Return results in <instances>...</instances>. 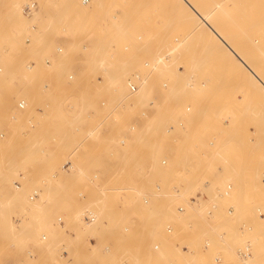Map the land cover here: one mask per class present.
Masks as SVG:
<instances>
[{"label": "rangeland", "instance_id": "obj_1", "mask_svg": "<svg viewBox=\"0 0 264 264\" xmlns=\"http://www.w3.org/2000/svg\"><path fill=\"white\" fill-rule=\"evenodd\" d=\"M30 1L0 0V95L8 93L0 108L15 109L6 121L19 127L12 139L0 138V264H64L60 247L53 257L23 256L31 240L41 243L42 234L49 244L67 237L57 225L61 215L76 236L64 244L76 264L90 255L91 236L101 237L104 245L113 242V257L130 255L135 264H216V252H224L221 264H264V91L251 82V74L212 45L210 35L199 30L195 36L194 18L177 0H36L39 11L26 17L22 7ZM209 1L226 9L232 37L247 49L251 64L256 62L251 52L264 64V0ZM120 68L127 89L129 77L143 74L148 93L142 100L140 92H126L114 103L105 85L108 70ZM7 78L21 79L17 91ZM75 91L81 98L69 100ZM22 99L28 104L20 110ZM102 100H107L104 109ZM75 101L96 108L107 131H92L95 119L88 120L83 111L71 114ZM40 107L45 110L39 112ZM187 107L190 113H184ZM144 110L147 118L141 116ZM136 121V135L122 146L120 139L129 138ZM30 122L34 127L26 132ZM77 123L80 131L74 129ZM73 152L79 172H61ZM163 158L170 159L168 168L161 165ZM95 170L102 175L99 187L88 180ZM21 173L26 180L16 190L13 183ZM227 178L235 183L238 215L224 226L229 235L222 242L220 225L203 211L212 203H228L217 190ZM160 181L164 190L154 204L143 206V195L156 194ZM197 189L207 192L206 202L188 206V214L179 216L178 206ZM84 191L86 201L77 197ZM85 210L97 215L90 228L80 222ZM130 219L137 222L136 230L121 236L118 229ZM239 219L248 220L252 230L246 235L254 241L255 257L244 263L235 257ZM184 220L193 226L186 228ZM169 221L176 232L167 240L163 226ZM205 238L213 240L209 250L203 249ZM156 244L162 247L154 254ZM91 256L99 264H120L99 250Z\"/></svg>", "mask_w": 264, "mask_h": 264}, {"label": "bare ground", "instance_id": "obj_2", "mask_svg": "<svg viewBox=\"0 0 264 264\" xmlns=\"http://www.w3.org/2000/svg\"><path fill=\"white\" fill-rule=\"evenodd\" d=\"M179 1V3L181 4V9H184L188 12V14L190 15V17L194 18L192 19L193 20V23H194V32H195V36L198 35L200 32H202V34H208L210 35V38H211V44L212 45H216L217 47L221 48L224 50V52L226 53V55L228 57H231L232 60L235 61V64L238 63L240 64V68H242V71L244 69H246L250 74H251V78L254 81L256 84H257V87L262 89L264 91V64L259 60L260 56L257 55V54H253V52H251V56H252V59H255L256 62H255V65L254 64H251L250 60H249V57L247 55V49L243 46V45H240L239 42L235 41L232 37V35L234 34L233 32L235 31H232L230 30V25H231V21L229 20L228 17H225L223 12L226 11L225 8L221 7L220 4L218 5H214V4H211L209 3L210 1L209 0H177ZM89 2V0H83V4H87ZM175 2V1H174ZM216 2V1H215ZM31 3H36L37 5V8L34 10V12L31 14V15H25L24 12H23V9L26 5L28 4H31ZM179 3H177L179 5ZM130 8V7H129ZM182 10V11H184ZM39 11V4L36 0H32L30 1L29 3L25 4L23 7H22V12H23V15L26 16V17H31L33 16L35 13H37ZM185 11V12H186ZM183 12L184 14H187ZM182 14V13H181ZM183 14V15H184ZM180 15V14H179ZM129 16V15H128ZM127 16V18H128ZM191 20V18H190ZM126 21V20H125ZM188 22H191V21H188ZM234 22V21H233ZM192 23V24H193ZM235 23V22H234ZM191 23H189L190 25ZM232 26V25H231ZM124 29V28H123ZM171 29V28H170ZM200 30V32H199ZM160 31V30H159ZM154 32V31H153ZM193 32V33H194ZM245 33V32H244ZM117 34V32H116ZM171 34V33H170ZM241 34V33H240ZM194 35V34H193ZM237 35V34H236ZM157 37V36H156ZM193 39V38H192ZM254 39V38H253ZM245 40V39H244ZM247 40V39H246ZM245 40V41H246ZM27 41L29 42V39H27ZM162 41V40H161ZM196 41V40H195ZM200 41V40H199ZM239 41V40H238ZM253 41V40H252ZM241 42V40H240ZM246 43V42H245ZM259 43V42H258ZM186 44V42H185ZM210 44V43H208ZM242 44H243V41H242ZM247 45V44H246ZM257 45V44H256ZM250 46V45H249ZM252 46V45H251ZM259 45H257L258 47ZM260 47V46H259ZM196 48V47H195ZM206 48V47H205ZM254 49V48H253ZM255 50V49H254ZM59 51H62L61 49H59ZM206 51V50H205ZM251 51V49H250ZM227 58V57H226ZM47 63H50V60H47ZM114 63V62H113ZM129 64V63H128ZM134 64V63H133ZM121 65V64H120ZM126 66V64H125ZM145 67H149V62H146L145 63ZM244 68V69H243ZM121 69V68H120ZM132 69V68H131ZM2 71V69H0V72ZM109 77L107 78V85H105L106 87V90H108L111 94H112V97L114 98V103L118 104V102L121 101V99H124V95L126 92H129L131 95H136L138 92H140L138 95H137V98L139 100H142L143 97H145L148 93V85L146 86V81H145V78L143 77V74L141 73H137V74H134L133 76L129 77L128 78V89L126 88V85L123 84V82H121V80H125L124 76H123V71L121 69V71H118L117 69H109ZM69 79L70 80H73L74 79V75L71 74L69 75ZM147 80V79H146ZM145 81V82H144ZM167 82H165L163 84V87L166 88L168 86V84H166ZM179 84V83H178ZM182 83H180L181 85ZM185 85V84H184ZM135 89H134V88ZM186 87V86H185ZM255 87V85H254ZM178 88V87H177ZM167 89V88H166ZM252 93V92H251ZM24 103V104H23ZM27 100L26 99H22L19 101L18 103V109L20 110H23L27 107ZM102 106L106 107L107 106V100H102L101 103H100ZM154 104V101H150L149 102V106H152ZM23 105V106H22ZM208 107V106H207ZM191 111V108L190 107H187L186 108V112L184 113H190ZM141 116L143 118H147L148 116V111L144 110L142 113H141ZM185 122H186V119L184 116H181L179 117V120H178V123H179V126L184 129L185 128ZM138 124H140L138 121H136L135 123H133V125H131L130 129H129V138L128 136L127 137H124V138H121L120 139V144L122 146H126L127 144V140H130V137L131 138H134V136L136 135L135 132L138 128ZM30 127H32V123L29 124ZM175 142L178 141V138H175L174 139ZM163 160H166L167 163L166 164H163ZM66 163H71V166H72V169L70 170H64V165ZM161 165L165 168H168L170 166V159L168 158H163L161 160ZM79 169H80V166L77 162V160L73 159V158H68L67 160H65V162L62 164L61 168H60V171L61 172H64L66 174H72V173H77L79 172ZM97 171V170H95ZM91 172L88 174V180L91 184H96L91 176L93 175V173L95 172ZM99 172V171H97ZM59 172H56V174H58ZM100 173V172H99ZM54 177H56V175H54ZM19 178L20 180H16L14 181V188L16 190H20L22 188V185H23V181L26 180V176L21 173L19 175ZM101 178H102V175H101ZM228 179V178H227ZM226 181V182H225ZM224 181V186L222 188V192H221V195L223 198H225V200H227V204H225V206H222V205H219L218 203H212V204H209L208 206L205 207L204 211H203V215L204 217L212 220V222L217 225H220V228H219V231H218V237L220 239V241L222 242H226L227 238H228V235L227 234V231L225 232V228L224 226H227L228 223L232 222L233 220L237 219V209L238 207L236 206L234 202V199H233V195H234V192H235V183L231 180V179H228V180H225ZM16 183H19L20 186L17 187L16 186ZM231 185V190H232V194L230 197H227L226 195H224V189L227 190L228 186ZM158 186H160V190L158 189ZM233 188V189H232ZM155 193L157 194H153V193H145L143 195V198H142V205L143 206H146V207H150V205L154 204V201H155V198L156 196H158V194H160L163 190H164V182L160 181L158 182L157 184H155ZM231 190H230V193H231ZM199 192H204L206 195H207V192L203 189H197L194 191V193H192L190 195V197L188 198L187 200V203L186 204H181L178 206L177 208V212H178V215L179 216H186L188 214V206L190 207H194L195 206H199L200 204H203L206 202L207 198H202V197H199L198 196V193ZM82 193V192H80ZM35 195V194H34ZM36 196V195H35ZM38 196V195H37ZM229 196V195H228ZM78 197V195H77ZM88 196L86 197V200H87ZM144 198H147L149 199V204H145L144 203ZM78 199H80L78 197ZM82 200V199H80ZM86 200H82V201H86ZM0 202H1V199H0ZM230 205H233L235 207V213L233 212V214H230L229 213V206ZM184 207V210L181 211L180 210V207ZM214 206H216V208H213ZM125 206H122V205H118V209H122L124 208ZM209 210H212L213 214L212 215H209ZM88 210H85V211H82L81 212V224L83 226H85L86 228H90L92 227L94 224L92 225H87L84 223L83 221V217L84 215L86 214ZM223 211V218H221V214ZM257 213H262V209L261 208H258L257 209ZM62 216V215H61ZM64 217V216H63ZM212 217V218H210ZM65 220H66V225H60L58 223V218H57V225L63 229L66 233H69L70 231V227L68 225V221H67V216L64 217ZM237 222L239 223V227H238V230H239V236H240V239L241 241L239 242V249L238 251L235 253V257L237 258L238 262L240 263H244V262H247L249 260H252L254 257H255V253H254V241L252 238H250L249 236H247V232L252 230V227L250 225V223L248 222L247 219H239V221L237 220ZM236 222V223H237ZM105 225H107L108 223L107 222H103ZM137 222H135V220H129L127 223H124L122 228L118 229V232L121 234V236H124V237H129L131 236V234L136 230V227L138 226L136 224ZM184 223V226L187 228V227H192L193 226V222H190V221H187V220H184L183 221ZM136 224V225H135ZM168 225H171L174 229V232H176V227H175V223L173 222H166L163 226L164 230H165V235H164V238L167 239V240H170L171 238L174 237V233L172 234H169L167 233L166 231V226ZM224 232V233H223ZM223 233V234H222ZM45 237L46 240H43ZM91 238H94L95 239V243H91L90 242V239ZM206 239H210L211 238H205L204 241H203V246L205 244V240ZM41 243L40 245H44V244H47L49 242L48 240V236L46 234H42L41 236ZM89 244L91 247L94 248V246H96V244L98 243L97 242V237L95 236H91L89 239ZM246 242H249L250 245H251V251H252V256L247 259L246 261H243L241 260L240 256H239V252L241 250H243L244 248V244ZM109 244H112L114 245L113 242H109L107 244H103V242L100 244V252H102L104 255H105V258L108 259V260H116V262H120V264H135V262L132 260V257L130 255H126L124 257H122V255H117L115 257H113L114 255V251H115V248L114 246L110 249V251H106V247L109 246ZM213 244V240H211V245ZM211 247V246H210ZM209 247V248H210ZM189 248V247H188ZM208 248V250H209ZM64 250H67V249H63L61 251V256L63 258H65L63 256V251ZM183 251V249H181ZM205 250V249H204ZM189 253H192L191 250L189 249L188 250ZM187 252V253H188ZM24 253L29 256V257H33V253L31 250L29 249H26L24 251ZM217 253V252H216ZM216 253L214 254L213 256V260L215 261L216 257ZM224 256V252H221ZM166 256V255H165ZM123 258V259H122ZM67 260V258H65ZM168 259V258H166ZM167 262V261H166ZM165 262V263H166ZM21 263V262H20ZM164 263V264H165ZM216 264H219L215 261ZM86 264H93L92 262H88ZM221 264V263H220Z\"/></svg>", "mask_w": 264, "mask_h": 264}, {"label": "crops", "instance_id": "obj_3", "mask_svg": "<svg viewBox=\"0 0 264 264\" xmlns=\"http://www.w3.org/2000/svg\"><path fill=\"white\" fill-rule=\"evenodd\" d=\"M6 81L12 83L11 87H12V90H14V92H15V90L17 91V89L20 87V83H21L20 78H17L14 80L7 78ZM45 90H47V88ZM6 96H8L7 91L6 92L1 91L0 100L5 99ZM80 98H81V96H80L79 91H75L73 94H71L69 96V100H76L77 101ZM76 101H75V104H73V106L69 107L71 114H73L75 117H77L83 111L84 116H86L88 120L95 119V122L91 124V125H93L92 131H96V132L97 131H99V132L107 131L108 127L105 125L103 118H101L99 116L100 113L98 110H96V108H85V107L82 108L80 103H76ZM100 107L102 109H104V106H102L101 104H100ZM39 110H40L39 112H42L45 110V108L40 107ZM13 114H16V111L13 108H11L7 111L0 108V138L5 137V139H12L15 132H17V130H19V127H16L17 125L12 126V124L11 125L7 124V121H6L7 118H9L11 120L12 117L14 118ZM31 123L32 122H30L29 124H31ZM29 124H27L26 132H28L32 127H34V125H32V127H30ZM21 129L24 130L23 128H20V130ZM74 129H75V131H80L82 129V125L77 123L74 125ZM22 136H24L23 132L18 137L19 142H21ZM16 143H18V141ZM68 158H73V159L77 160V155L75 152H73ZM64 214H66V213H64ZM66 234H68L66 238L64 237L62 239L56 240L55 243L52 242L51 244H49V242H48L47 244H44V245H40V244L35 245L34 242L31 240L29 243L30 246H28L27 249L32 251L33 257L27 256L24 252H23V256L27 257V258H40L43 255H46L48 257H53L55 252H56V248L60 247L61 249H60L59 253L61 254V251L63 249H67V251L70 253V255H72L74 258L73 264H76V257L74 255V252L72 251L71 248H66L64 246V244L67 242L71 243L72 239H75L76 236H75L74 232H72L71 229H70L69 233H66ZM97 242L98 243L93 248L90 246L89 241H88V251H89L90 255L89 256L87 255V259H85L82 264H86L88 262H92L93 264H99L100 261L98 262L97 260H95L91 256V254L93 255V253L98 252V250H100V244L102 243L101 237L97 236ZM21 258L25 259L23 257H21ZM21 258H19V261L21 260ZM61 258L63 259V262L65 261L64 264H69L65 258H63L62 256H61Z\"/></svg>", "mask_w": 264, "mask_h": 264}, {"label": "built area", "instance_id": "obj_4", "mask_svg": "<svg viewBox=\"0 0 264 264\" xmlns=\"http://www.w3.org/2000/svg\"><path fill=\"white\" fill-rule=\"evenodd\" d=\"M36 8H37L36 3H31V4H28V5H26V6L24 7L23 12H24L25 15L28 16V15H31V14L34 12V10H35ZM133 88H134V87H133ZM134 89H135V88H134ZM23 104H24V103H23ZM22 106H23V105H22ZM166 163H167V161H166V160H163V164H166ZM70 169H72L71 163H66V164L64 165V170H70ZM91 178H92V180L96 183V185L99 187L100 184H101V182H100V180H101V174H100L99 172L95 171V172L93 173V175L91 176ZM98 182H99V183H98ZM16 186L19 187L20 184H19V183H16ZM231 187H232V186L229 185L228 188H227V190L224 189V195H226L227 197H230L231 194H232ZM158 189L160 190V186H158ZM232 189H233V188H232ZM217 190H218L219 193L222 192V189H221V190L217 189ZM230 190H231V193H230ZM35 195L37 196V192H35ZM228 195H229V196H228ZM87 196H88V195H87V193H86L85 191L82 192V193H79V194H78V197H79L80 199H82V200H86V197H87ZM198 196H199V197H202V198H207V195H206L204 192H203V193H202V192H199V193H198ZM144 203H145V204H149V199L144 198ZM229 207H230V208H229V213H230V214H233V212L235 213V207H234L233 205H230ZM213 208H216V206H214ZM180 210L183 211V210H184V207L181 206V207H180ZM212 214H213L212 210H209V215H212ZM233 215H234V214H233ZM210 218H212V217H210ZM96 220H97V215H96V213H94V211H92V210L87 211L86 214H85L84 217H83V221H84V223L87 224V225H92V224H94V223L96 222ZM58 223H59L60 225H66V220H65V218H64L63 216H59V217H58ZM166 231H167V233H169V234L174 233V229H173V227H172L171 225L166 226ZM223 233H224V232H223ZM223 233H222V234H223ZM43 240H46L45 237H44ZM90 242H91V243H95V239H94V238H91V239H90ZM210 246H211V240H210V239H206V240H205V244H204V246H203V249L207 250ZM112 247H113V245H112V244H109V246L106 247V251H110V249H111ZM161 247H162V246H160L159 244H156V245L154 246V248H155V250H156V251H154V254H155L157 251H159ZM181 247H182V249H183L184 252H188L189 248H188L187 245H181ZM62 253H63V256H64L65 258H67V262H68L69 264H73V262H74V258H73V256L70 255V253H69L67 250H64ZM239 256H240L241 260H243V261H246L247 259H249V258L252 256L251 245H250L249 242H246V243L244 244V248H243V250H241V251L239 252ZM215 257H216L215 261H216L217 263H219V264H220V263H223V261H224V256H223V254H222L221 252H217L216 255H215ZM154 258H155V257H154ZM165 264H177V262L174 261V260H168Z\"/></svg>", "mask_w": 264, "mask_h": 264}]
</instances>
